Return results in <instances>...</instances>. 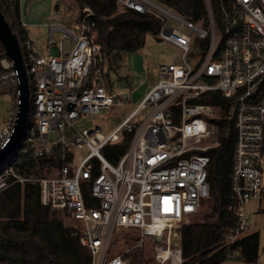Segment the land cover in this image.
Wrapping results in <instances>:
<instances>
[{
	"label": "built area",
	"instance_id": "1",
	"mask_svg": "<svg viewBox=\"0 0 264 264\" xmlns=\"http://www.w3.org/2000/svg\"><path fill=\"white\" fill-rule=\"evenodd\" d=\"M116 2L119 10L157 17V37L181 51L179 61L160 63L157 81L105 134L99 127L78 129L73 121L128 100L131 91L111 89L96 66L100 45L93 22L88 23L89 7L70 25L47 24L48 39L59 37L58 54L41 55L25 39L26 70L35 87L34 123L17 157L0 169V193L14 184H37L40 203L69 218L91 255L90 264H131L123 253L147 243L154 248L152 264H181L178 227L209 196L204 152L217 143L213 119L220 107L198 99L219 91L229 102L236 131L231 172L236 224L222 244L235 256L231 245L248 228L247 205L264 195V0L222 2L221 27L211 0H204L206 18L197 21L158 1ZM194 37L207 39L204 48ZM0 65V88L16 85L11 61L4 57ZM17 103L13 100L15 110L0 133V147L12 129ZM123 130L132 131L129 145L111 163L101 149L119 141ZM73 146L86 149L78 162ZM40 162L46 165L35 172ZM118 237L125 240L122 252L114 248Z\"/></svg>",
	"mask_w": 264,
	"mask_h": 264
},
{
	"label": "trees",
	"instance_id": "2",
	"mask_svg": "<svg viewBox=\"0 0 264 264\" xmlns=\"http://www.w3.org/2000/svg\"><path fill=\"white\" fill-rule=\"evenodd\" d=\"M78 10H71L70 22L81 18V9L89 7L92 15L88 23L93 22L96 42L100 45V66L105 80L110 79V72H116L125 53L143 46L147 34L157 37L160 20L149 12H140L124 7L119 10L116 0H71ZM185 19L197 21L206 18L204 0H157ZM227 0H211L212 10L218 26H222L220 5ZM0 9L12 32L17 36L23 61L27 68L22 44L28 38L22 24L19 0H0ZM59 6L55 4L57 13ZM68 11V10H67ZM63 13H60L61 15ZM61 18V16H60ZM63 22V19L61 18ZM195 43L204 48L207 39L194 37ZM6 56L0 42V60ZM95 66L91 68V75ZM1 70V65H0ZM28 75L29 91L33 78ZM0 93H9L12 100L17 99L16 85L0 88ZM220 107L213 119L216 124L217 143L204 153L209 156L207 179L209 196L206 207L199 221L184 223L178 227L181 245V264H221L227 257H239L245 262L255 261L259 252L258 231L244 233L231 248L237 250L235 256H229L222 247L224 239L236 224L233 207L236 203L231 172L234 162L236 131L230 117L228 100L219 91H210L198 99ZM33 101L29 98L28 117L25 128L34 123L31 117ZM15 110L13 107L12 111ZM35 110V107H34ZM25 135V129L22 139ZM132 131L123 130L121 139L106 143L101 151L111 163H116L127 149ZM13 149L10 151V153ZM56 162V161H55ZM51 161L50 163H55ZM43 162L39 163L40 172ZM50 165V164H49ZM264 199V195L262 197ZM261 198V199H262ZM264 210V208H263ZM57 210L42 205L39 200L38 186L35 183L14 184L0 193V264H90L91 255L82 245L71 226H66L57 217ZM123 257L131 264H141L142 250L135 249Z\"/></svg>",
	"mask_w": 264,
	"mask_h": 264
},
{
	"label": "rangeland",
	"instance_id": "3",
	"mask_svg": "<svg viewBox=\"0 0 264 264\" xmlns=\"http://www.w3.org/2000/svg\"><path fill=\"white\" fill-rule=\"evenodd\" d=\"M157 1V0H153ZM58 4L59 10L55 11V4ZM26 5L27 13L34 21L38 19V16H43V21H63L65 24L70 25V18L68 17L71 10L75 12L78 10L76 5L71 0H23L22 6ZM68 10V11H67ZM60 13H63L59 15ZM61 16V18H60ZM43 21H41L43 23ZM38 41L43 46L42 49L38 48V53L45 55V49L48 44L56 43L59 37L56 36L54 40H49L47 36H37ZM181 51L171 44L170 42L156 38L153 35L147 34L143 46L136 50L125 53L124 59L119 62L116 72H110L111 83L108 86L111 89H125L131 91L128 101H124L120 104L113 105L109 108H102L100 112L95 114L82 115L73 121L76 128H95L99 127L101 132L107 134L111 131L124 117H126L136 106L140 98L145 91L154 84L158 79V66L160 63H169L179 61ZM105 78V77H104ZM11 86V85H8ZM35 91L34 84L31 83L30 99L33 101V93ZM13 100L9 93H0V133L2 127L5 126L6 121L12 114ZM35 115L34 104L31 109V117ZM29 127L25 128V133L28 132ZM208 141L212 143L209 139ZM206 143V141H205ZM23 144V139H20L13 151L9 153L3 161L0 163V169L13 161L19 154V149ZM72 152L75 155L76 162H78L86 153V149L72 147ZM204 202L200 210L190 218L189 222L199 221L202 218L201 213L206 207ZM264 199L254 198L247 205L248 215V228L245 233L251 231H258L259 234V252L255 261L245 262L239 257H227L221 264H264ZM57 217L66 226H71V221L61 213H57ZM188 222V223H189ZM114 248L118 252L125 250V240L122 237H118L115 240ZM142 263L152 264L153 245L147 243L143 249Z\"/></svg>",
	"mask_w": 264,
	"mask_h": 264
},
{
	"label": "water",
	"instance_id": "4",
	"mask_svg": "<svg viewBox=\"0 0 264 264\" xmlns=\"http://www.w3.org/2000/svg\"><path fill=\"white\" fill-rule=\"evenodd\" d=\"M0 42L2 43L7 58L12 63V68L17 71V108L16 116L8 139L0 147V163L22 138L26 126L29 109L30 91L27 70L23 61L21 47L17 36L12 32L0 9Z\"/></svg>",
	"mask_w": 264,
	"mask_h": 264
},
{
	"label": "crops",
	"instance_id": "5",
	"mask_svg": "<svg viewBox=\"0 0 264 264\" xmlns=\"http://www.w3.org/2000/svg\"><path fill=\"white\" fill-rule=\"evenodd\" d=\"M22 3H23V0H19L21 21H22V24L24 25V27L27 30L28 38L31 40V42H32V44H33V46L35 47L36 50H38V48L42 49L43 46L38 41V37L37 36H47V34H48L47 24L49 22H52V21H46V22L43 21V18H45L44 16L47 15V14H43V16H38V19L36 21H34V19L31 16H29V14L27 13L28 9H27L26 5L22 6ZM41 21H43V23ZM45 54H54V55L58 54V51H57L54 43L48 44L46 46ZM146 91H145V93H146ZM144 94H143V96H144ZM3 128L4 127H2L1 130H3Z\"/></svg>",
	"mask_w": 264,
	"mask_h": 264
}]
</instances>
